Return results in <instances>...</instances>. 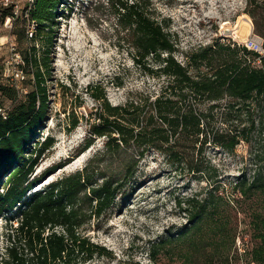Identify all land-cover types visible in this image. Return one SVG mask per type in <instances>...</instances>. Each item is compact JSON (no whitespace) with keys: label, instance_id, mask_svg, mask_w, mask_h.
<instances>
[{"label":"rangeland","instance_id":"rangeland-1","mask_svg":"<svg viewBox=\"0 0 264 264\" xmlns=\"http://www.w3.org/2000/svg\"><path fill=\"white\" fill-rule=\"evenodd\" d=\"M63 1L49 47L47 28L28 39L21 20L7 29L0 16V57L7 41L14 38L22 54L36 48L40 69L45 71L48 114L38 139L50 136L53 144L41 153L28 174V180L40 179L27 195L77 172L87 175L93 186L111 180L115 198L100 215L91 213L88 200L82 202L87 217L79 230L101 248L84 264H256L249 253L260 242L255 219L264 216V197L257 192L244 197L232 185L241 174L251 177L264 169V98L256 112L259 130L250 140H242L232 151L207 144L200 155H190L200 171L174 162L155 147H149L141 157L130 148L107 150L104 137H95L85 151L78 152L87 135L84 117L99 105L87 91L91 84L99 83L111 104H123L132 98H154L165 76L151 73L158 65L153 60L145 64L134 61L127 30L120 27L114 7L106 0ZM258 1L260 4H250L249 0H151L155 15L166 19V29L176 39L174 55L183 64L187 55L211 43H241L254 34L264 38L254 25L255 19L264 30V0ZM242 17L250 20L252 29L248 36L234 37L230 29ZM189 69L198 70L193 66ZM33 71L26 67V77L14 88L13 97L0 94V106L9 110L25 101L34 88ZM72 113L79 122L69 130ZM211 166L219 172V191L231 199L230 206H220L214 217L226 224L212 234L207 229L210 219H205L203 230L177 236L187 222L184 205L178 202L199 190L206 193ZM18 214L17 205L0 213V264H6L5 248L13 237L9 236L10 225L18 223ZM200 235H204L206 245L190 250ZM165 238L169 242L158 245L154 262L151 246ZM187 255H191L189 261Z\"/></svg>","mask_w":264,"mask_h":264},{"label":"trees","instance_id":"trees-1","mask_svg":"<svg viewBox=\"0 0 264 264\" xmlns=\"http://www.w3.org/2000/svg\"><path fill=\"white\" fill-rule=\"evenodd\" d=\"M60 1L35 0L31 13L37 22L35 36L48 30L47 47L55 32ZM106 1L114 7L120 27L127 30L134 61L145 64L150 59L158 63L151 73L165 76V82L154 98H132L123 104H111L101 85L91 84L87 91L90 90L99 105L84 117L87 135L78 152L85 151L95 137H104L107 150L130 148L141 157L149 147H155L168 153L174 162L200 171L190 155H200L207 144L232 151L242 140L252 138L259 130L256 112L264 98V59L255 64L258 54L236 42L211 43L187 55L183 64L174 55L176 39L167 31L166 19L155 15L151 0ZM249 2L260 4L258 0ZM254 25L264 37V30L255 19ZM44 50L49 52L48 48ZM35 51L33 47L34 55L30 50L29 55L23 54L24 70L34 68V88L24 102L9 109L5 117L0 116V213L16 205L19 213L15 217L18 223L14 227L10 225L9 236L13 237H9L4 261L6 264H84L101 248L79 230L87 217L82 202L88 200L91 213L100 215L113 203L116 187L108 179L97 186L90 185L88 176L77 172L27 195L32 184L40 179L28 180V174L41 153L53 144L50 136L42 141L38 139L47 118L48 99L45 71H41ZM189 66L198 70L191 72ZM14 92V87L0 82V94L11 98ZM78 122L79 118L72 113L69 130L76 128ZM61 166L60 163L58 167ZM126 168L129 170L130 163ZM210 170L204 195L199 190L179 200L180 206L184 205L188 225L177 236L203 230L205 219H210L209 233L215 234L225 226L226 223L214 217L220 206H230L231 199L219 191L221 180L217 167L211 166ZM232 188L244 197L253 192L264 197V169L251 177L241 174ZM255 228L260 242L249 254L256 264H264V216L256 217ZM46 229L48 233L44 234ZM167 242L169 238L151 246L154 262L158 245L165 246ZM205 245L204 235H200L190 250L197 251ZM190 257L187 255L185 259L189 261Z\"/></svg>","mask_w":264,"mask_h":264},{"label":"built area","instance_id":"built-area-1","mask_svg":"<svg viewBox=\"0 0 264 264\" xmlns=\"http://www.w3.org/2000/svg\"><path fill=\"white\" fill-rule=\"evenodd\" d=\"M59 5H64V1L61 0ZM34 6L35 0H0V16H2L3 26L11 29L14 21L19 19L22 21L26 38L32 39L37 30V22L31 18ZM6 44L5 54L0 57V82L17 88L18 83L26 77L25 59L14 38L8 40ZM237 44L256 52L258 54L257 64L261 62V59H264L263 39L259 35L254 34L248 41L241 43L238 41ZM7 111L5 107L0 106L1 117H5Z\"/></svg>","mask_w":264,"mask_h":264},{"label":"bare ground","instance_id":"bare-ground-1","mask_svg":"<svg viewBox=\"0 0 264 264\" xmlns=\"http://www.w3.org/2000/svg\"><path fill=\"white\" fill-rule=\"evenodd\" d=\"M251 29H252V25L250 20L246 17H242L240 18L236 26L230 29V33L234 37H238V36L244 37V36H248Z\"/></svg>","mask_w":264,"mask_h":264}]
</instances>
